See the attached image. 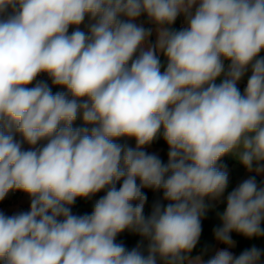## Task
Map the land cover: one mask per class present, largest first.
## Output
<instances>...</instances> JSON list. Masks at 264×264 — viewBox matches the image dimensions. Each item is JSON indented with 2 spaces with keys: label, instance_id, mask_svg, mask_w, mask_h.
<instances>
[{
  "label": "clouds",
  "instance_id": "obj_1",
  "mask_svg": "<svg viewBox=\"0 0 264 264\" xmlns=\"http://www.w3.org/2000/svg\"><path fill=\"white\" fill-rule=\"evenodd\" d=\"M262 51L264 0H0V201L30 198L0 211V264H259L255 246L229 251L233 232L264 236L254 177L217 213L226 247L191 253L228 186L221 158L264 172ZM161 134L166 164L144 150ZM143 189L163 193L148 216ZM102 190L90 215L72 213ZM125 230L142 238L131 250L116 240Z\"/></svg>",
  "mask_w": 264,
  "mask_h": 264
},
{
  "label": "crops",
  "instance_id": "obj_2",
  "mask_svg": "<svg viewBox=\"0 0 264 264\" xmlns=\"http://www.w3.org/2000/svg\"><path fill=\"white\" fill-rule=\"evenodd\" d=\"M137 23H143L144 26L146 28H152L153 32L152 35L149 37V40L152 43H155L156 40V32H155V26L149 22H147V17L146 16H141L137 21ZM85 24H87V18L85 20ZM184 26V17L178 16L177 20L175 21V23L172 25V28H177V30L181 29ZM81 29L84 30V24H82ZM74 29L72 27L69 28V33H71V31H73ZM261 56H264V51H262L260 53ZM161 62L163 65L166 66V63L164 62V57L161 56ZM163 70V69H162ZM250 72L246 73L245 77L242 78V80L239 82L238 87L240 88L241 92H243L244 88L246 87L244 84L247 83V79L248 76H250ZM40 81V80H38ZM43 81H46L49 86L52 89V92L55 94L56 92H61V91H66L65 88L61 87V86H54L51 83V80L49 78L44 79ZM35 83V82H34ZM33 85H29V87L34 86ZM217 83H219V80L217 81ZM74 127H80L83 126V121L81 118H78L75 122H74ZM16 139H20L19 135L16 136ZM118 143L121 144H127L130 147L135 148L136 144H135V139H129V138H120L118 141ZM25 148L28 147V145H24ZM144 150L148 153H155L159 156V158L161 159V161L163 163H167V153H168V145L165 142V140L163 139L162 134L160 136L157 137L156 140H154L150 145H147L144 147ZM220 164L226 165L227 167V172H228V186L226 188L225 194L223 198H226L227 193L232 191L234 188H236L240 183H242L243 181L254 177L258 186H264V172L261 173H257L255 171V167L256 164L254 162L253 164V170L252 171H248L236 158H234L232 155H226L224 157L221 158ZM160 196V199H162V194H160L159 192H154L153 194V199L150 202V212L149 215L151 213V209H152V205L154 203V201H157V197ZM222 198V199H223ZM206 203H208L207 198H206ZM164 203H167L166 201ZM215 203V202H213ZM217 206V204H216ZM215 206V207H216ZM30 208V198L28 197L27 194L21 192V191H10L8 193V195L5 197V199L3 201H0V211H2L3 213H5L6 215H12L14 213L17 212H21V211H28ZM224 209V207H221L218 212H222ZM212 247L210 248V255H214L215 251L221 248L226 247L224 244L216 241L214 239L213 243H212ZM255 246L256 248L260 249L262 252L259 264H264V238L259 239L256 241V243L254 245H251L250 247H246L244 248V250L249 249L251 247ZM146 248H147V241L145 240L143 242V251L145 253V255L147 254L146 252ZM243 250V251H244ZM229 251H231L234 255L238 256L239 254H237L235 252V250L233 248H229ZM242 251V252H243ZM241 252V253H242ZM198 254H194L192 255L193 257H195ZM158 264H161V262L158 260Z\"/></svg>",
  "mask_w": 264,
  "mask_h": 264
},
{
  "label": "trees",
  "instance_id": "obj_3",
  "mask_svg": "<svg viewBox=\"0 0 264 264\" xmlns=\"http://www.w3.org/2000/svg\"><path fill=\"white\" fill-rule=\"evenodd\" d=\"M177 30V28H173ZM120 183L122 181L118 182L117 187H119ZM145 195L147 196V201L144 208V215L148 216L150 212V202L153 199L154 191L150 189H143L142 190ZM163 195L162 192H159ZM103 195H105V191L102 190L101 192L96 193L94 196L89 198H77L74 205L71 206V211L75 215H85V214H91L94 208V204L98 199H100ZM226 206V198H223L220 203L217 204L216 207H210L204 217L201 219V225H202V232L200 239L198 241V244L195 249H193L191 256L194 254H200L205 247L208 248V251L204 254L203 259L206 261L211 257L210 255V248L212 247V243L214 241V235H213V229L220 226V220L217 215L218 210L221 207ZM261 227L264 228V221L261 223ZM232 239L235 241V246L232 247L237 254L241 253L244 248L250 247L251 245H254L257 240L264 238V236L259 238H252L247 239L243 237L240 234H237L235 232L231 233ZM117 242H122L124 246L131 250L137 246L138 243L141 242L142 238L133 232H130L128 230H125L124 232L118 234L116 238Z\"/></svg>",
  "mask_w": 264,
  "mask_h": 264
},
{
  "label": "built area",
  "instance_id": "obj_4",
  "mask_svg": "<svg viewBox=\"0 0 264 264\" xmlns=\"http://www.w3.org/2000/svg\"><path fill=\"white\" fill-rule=\"evenodd\" d=\"M47 78H49V77L47 76L46 73H41V74L37 77V80H44V79H47ZM246 84H247V83H245L244 85L246 86Z\"/></svg>",
  "mask_w": 264,
  "mask_h": 264
},
{
  "label": "water",
  "instance_id": "obj_5",
  "mask_svg": "<svg viewBox=\"0 0 264 264\" xmlns=\"http://www.w3.org/2000/svg\"><path fill=\"white\" fill-rule=\"evenodd\" d=\"M164 62L167 63L166 58H164Z\"/></svg>",
  "mask_w": 264,
  "mask_h": 264
},
{
  "label": "rangeland",
  "instance_id": "obj_6",
  "mask_svg": "<svg viewBox=\"0 0 264 264\" xmlns=\"http://www.w3.org/2000/svg\"><path fill=\"white\" fill-rule=\"evenodd\" d=\"M157 199L159 200L160 199V196H158Z\"/></svg>",
  "mask_w": 264,
  "mask_h": 264
}]
</instances>
